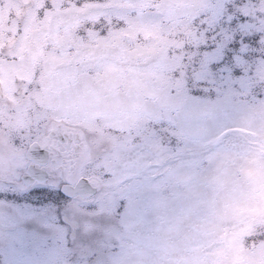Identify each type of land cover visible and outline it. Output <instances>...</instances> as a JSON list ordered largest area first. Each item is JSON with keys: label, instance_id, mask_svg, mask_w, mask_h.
I'll use <instances>...</instances> for the list:
<instances>
[{"label": "clouds", "instance_id": "obj_1", "mask_svg": "<svg viewBox=\"0 0 264 264\" xmlns=\"http://www.w3.org/2000/svg\"><path fill=\"white\" fill-rule=\"evenodd\" d=\"M151 3L173 15L174 24L165 33H170L172 58L187 55L189 64L199 62V51L184 45L203 42L211 27L209 21L200 28L208 17L193 23L201 0ZM125 6L126 0H85L68 11L83 23L108 18ZM12 7L13 0H0V145L10 136H21V144L10 154L5 150L0 175L14 179L31 171L69 193L78 191L79 184L94 198L130 196L136 205L148 207L145 222L121 229L127 244L123 251L119 240L107 241L101 230L92 234L88 247L73 248L68 264H264V66L257 73L258 91L251 94L215 74L173 81V87H181L161 99L156 80L138 89L132 83L136 74L125 73L129 84L117 85L110 71L129 61L144 67L143 59L131 53L153 41L109 29L108 36H119L112 47H103L105 36L89 40L83 51L57 53L60 45L54 43L44 52L50 43L44 32L23 24L17 32L15 20L11 29L3 24ZM245 8L264 22V0H249ZM161 113L166 119L153 134ZM38 143L49 153L42 170L31 156ZM193 155L201 161L195 167L185 163ZM82 207L73 199L66 205L77 219ZM96 220L102 228L118 223L106 215ZM145 237L158 243L144 248ZM142 248L144 254L138 255Z\"/></svg>", "mask_w": 264, "mask_h": 264}, {"label": "rangeland", "instance_id": "obj_2", "mask_svg": "<svg viewBox=\"0 0 264 264\" xmlns=\"http://www.w3.org/2000/svg\"><path fill=\"white\" fill-rule=\"evenodd\" d=\"M84 2L85 0H71V3L69 0H13V7L8 11L3 24L11 29L15 20L17 32L24 30L21 24L29 27L33 32H44L46 38L50 41L44 47V52H47L54 43L60 45L56 50L57 53L61 49H66L68 54L77 50L83 51L88 46L87 42L89 40L108 36L109 29L114 34L122 33L124 36L134 38L137 41L140 39L144 41L151 40L154 42L153 44L138 45L135 51L131 53L132 56L143 59L144 67L132 66L131 61H129V66L114 64L111 66L110 71L115 74L114 81L117 85L127 86L129 84L127 77L124 75L125 73L136 74L138 78L132 83L138 89L145 88L149 79L156 80L159 84L161 99L172 96L181 87V84L173 87V81L179 80L183 83L187 81L188 76L198 77L202 80L208 78L210 76L209 65L223 53V45L226 43L225 35L231 36L237 31L243 35H259V43L256 46H245L238 54V60L234 61V66L240 69V74L223 73V76L234 81L237 87L245 90L246 94L258 91L257 73L260 67L264 66V51H262L264 50V40L261 39V36L264 35V22L257 20L251 12L246 10L245 6L248 5L249 0H201L200 8L202 10L193 18V23H198L199 20L208 17L200 25V28L208 27L209 21H211V27L205 33L206 38L203 42L194 40L191 46L184 45L185 49L190 47L192 51L198 50L201 54L199 62L192 64H189L187 55L179 59L172 58V50L168 47L170 33L167 37L165 35L169 26L174 24L170 10H157L153 7L151 0H126V6L115 8L110 17L101 16L96 20H88L82 23L78 16L68 11V9L72 6L79 8ZM96 2L97 0H89V3ZM165 2L170 3L171 0H165ZM121 3H125V0H121ZM234 5H238V7L234 8ZM241 15L246 19L233 27L232 18ZM45 25H47L46 28ZM11 34V30H9L8 35ZM196 35L199 37V31ZM118 40V35L108 36L103 47H112L118 43ZM213 43L217 44L216 49H204L205 44ZM176 51L179 52L180 49L177 48ZM182 72L184 76H181ZM169 77H171V80ZM165 119L166 117L162 113L156 117L155 122H153V134H156L157 130L161 128ZM20 131L22 134L24 129L21 128ZM98 131L101 136L104 135L103 129H98ZM243 131L253 134L250 129H243ZM161 134L168 135L167 131H162ZM175 143L174 139L173 144ZM19 144H21V136L15 138L10 136L7 144L0 145V169L3 168L5 150L10 154ZM167 147H172V145H167ZM177 147L179 146L177 145ZM200 162L194 155L192 159L185 161L186 164L192 167L197 166ZM248 174L252 175L253 173L249 170ZM21 175L16 176V178ZM2 178L0 182L4 181V177ZM5 181L11 182L9 180ZM17 181L16 185L24 183L22 179H17ZM60 187L61 185L57 187L46 182L20 191L14 190L17 187L11 188L10 186L0 189L9 190L0 194V200L4 201L0 203V264H7L12 259L13 249L19 248L15 240V235L18 232H34L39 227L35 217L20 219L17 215L19 209L32 210L38 214L49 209L55 210L56 207L63 210L71 199L83 202V207L79 212V216L82 218L77 219L75 216L79 228V239H77L75 232L69 237L70 242L75 240V244L70 243L69 249L64 254L63 264H68V259L71 257L74 247H88V240L92 234L101 230L105 233L107 241L119 240V246L123 251L127 244L121 229L126 231L132 222H145L148 207L136 205L138 211L135 214L122 212L117 215L115 202L120 196L106 194L98 199L93 197L90 200H84L78 195L69 198L61 192ZM36 192L54 193L55 195L38 197L33 194ZM160 199H164L162 188ZM101 215L118 219V223L102 228L96 220V217ZM137 239H140L139 236ZM157 243L158 241L151 237L143 238L144 248L153 247ZM57 244L58 242L51 233H41L38 241L29 243L23 252L17 253L15 258L26 259L39 264L40 261L47 258L49 251L55 248ZM107 246L112 247L111 243H108ZM137 254L143 255L144 249H139Z\"/></svg>", "mask_w": 264, "mask_h": 264}, {"label": "snow or ice", "instance_id": "obj_3", "mask_svg": "<svg viewBox=\"0 0 264 264\" xmlns=\"http://www.w3.org/2000/svg\"><path fill=\"white\" fill-rule=\"evenodd\" d=\"M246 19L244 16H238L232 18V26L235 27L237 23H241ZM219 39V37H217ZM226 43L223 45V53L218 58L215 59L209 65V74L215 75L217 73L223 76L225 72H231L233 75H239L240 69L234 66V61H237L242 49L245 46L251 45L256 46L259 43V35H243L241 32L237 31L231 36L225 35ZM205 50H213L217 48V44H205ZM247 55V53H245ZM47 154L45 149L38 150V156L43 158ZM41 181L40 177H32L30 180L25 181L21 184L20 188L14 189L16 191L28 189L34 182ZM3 186H0L2 188ZM59 187V185H57ZM9 190H0V194L6 193ZM36 196H54V193H43L36 192L33 193ZM4 201L0 200V203ZM115 211L117 215L122 212L135 214L138 209L135 202L130 196H120L116 202ZM17 215L20 219H29L35 217L39 227L34 232H24L20 231L15 235L16 243L19 248H14L10 259L7 264H36V262L26 260V259H16L18 252H23L29 243L38 241L40 239L41 233L49 232L58 242L57 246L51 249L48 253L46 259L39 262V264H63V258L66 250L69 249L70 243L75 244V240H69V237L75 232L77 234V239H79V228L75 219V216L71 213L70 208L61 209L56 207L55 210L49 209L42 213H34L32 210L19 209L17 210ZM82 246V244H80Z\"/></svg>", "mask_w": 264, "mask_h": 264}, {"label": "flooded vegetation", "instance_id": "obj_4", "mask_svg": "<svg viewBox=\"0 0 264 264\" xmlns=\"http://www.w3.org/2000/svg\"><path fill=\"white\" fill-rule=\"evenodd\" d=\"M32 139H35V137H32ZM38 145H39V149H45L46 150V152H47V154H46V156L45 157H43V158H41V157H39L38 156V152L36 153V155H35V157H32V161L34 162V165L36 166V167H38V168H41V170H42V161L46 158V157H48L49 156V153H48V148H47V146H45V145H43L42 143H38ZM38 149V150H39ZM25 175H27V172H25L24 174H22L19 178H14V179H4V181H1L0 182V186H3V187H7V186H10L11 188H16L17 187V179H22V177L23 176H25ZM3 176L2 175H0V180H2L3 178H2ZM82 177H78L77 178V180H80ZM5 180H9V181H11V182H6ZM34 182V181H33ZM39 183H46V181H42V182H34L32 185H31V187H33V186H37V184H39ZM63 185H61V187H62ZM61 187H60V189H61ZM1 189V188H0ZM61 192H62V190H61ZM79 196V195H78ZM80 198H82V199H84V200H90V199H92L93 198V195L92 196H89V197H83V196H79ZM69 198H71V197H69ZM74 198V197H73Z\"/></svg>", "mask_w": 264, "mask_h": 264}, {"label": "water", "instance_id": "obj_5", "mask_svg": "<svg viewBox=\"0 0 264 264\" xmlns=\"http://www.w3.org/2000/svg\"><path fill=\"white\" fill-rule=\"evenodd\" d=\"M39 145L36 144L33 146V150H32V153H31V156L32 157H35L36 153L38 152V149H39ZM28 177H40L41 178V181H44L43 178L35 173H32L31 171L27 172V175L23 176L22 177V180L23 182L27 181V180H30V179H27ZM85 184H87V181H84ZM78 191H75V192H72V193H69L67 189H65L63 186L61 188L62 190V193L65 195V196H68V197H72V196H83V197H89V196H92L93 194L89 191H87L86 189H80V186L79 184L76 185Z\"/></svg>", "mask_w": 264, "mask_h": 264}]
</instances>
